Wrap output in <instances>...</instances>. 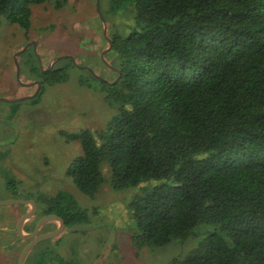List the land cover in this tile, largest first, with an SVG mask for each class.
Listing matches in <instances>:
<instances>
[{
    "label": "trees",
    "instance_id": "trees-1",
    "mask_svg": "<svg viewBox=\"0 0 264 264\" xmlns=\"http://www.w3.org/2000/svg\"><path fill=\"white\" fill-rule=\"evenodd\" d=\"M46 1L0 0V16L25 25L32 6ZM109 1L114 13L132 15L127 30L107 29L120 73L100 80L84 70L117 113L99 130L71 135L82 153L69 176L89 195L105 182L123 189L160 181L129 204L137 247L211 225L185 257L164 264H264V0ZM65 60L47 79L69 78L76 66ZM32 71L42 73L38 60ZM39 199L40 216L57 214L67 227L88 220L70 195ZM49 249L27 261L69 264L54 248L46 263Z\"/></svg>",
    "mask_w": 264,
    "mask_h": 264
},
{
    "label": "rangeland",
    "instance_id": "rangeland-1",
    "mask_svg": "<svg viewBox=\"0 0 264 264\" xmlns=\"http://www.w3.org/2000/svg\"><path fill=\"white\" fill-rule=\"evenodd\" d=\"M48 0L33 5L25 25L0 16V97L9 99L31 95L36 85H22L20 80H41L44 85L34 97L20 101H0V199L33 200L37 215L26 228L35 227L42 218L40 194L52 197L60 192L72 196L87 213L88 220L76 227H65L57 237L42 240L31 253L57 249L69 264H164L185 257L212 227L197 226L183 238H175L164 246L137 247L131 240L134 230L133 212L129 204L142 187L160 183L148 180L137 186L114 189L105 182L95 194L89 195L73 182L68 174L71 161L81 155L78 137L71 136L83 129L99 130L117 113V104L105 99L91 76L82 68L71 67L68 79L51 82L45 71L60 55H73L80 65L91 67L105 80L115 78V71L102 58L108 47L96 0ZM109 30H127L132 22L128 12L114 13L109 0L101 7ZM107 31V33H108ZM109 34V33H108ZM42 73L31 71L37 65L36 51ZM25 52L17 51L26 47ZM112 63L110 50L105 55ZM59 60L57 67L66 64ZM93 85L81 84L79 78ZM4 109V111H2ZM8 111V112H7ZM5 113V115H4ZM105 178L110 174L108 163L102 164ZM9 191V192H8ZM30 205H0V229L27 213ZM11 222V223H10ZM58 221H48L40 233L55 230ZM10 233H0V264H19L23 250L30 241L14 242ZM38 258V259H37ZM39 253L36 260H39ZM26 264H30L28 259Z\"/></svg>",
    "mask_w": 264,
    "mask_h": 264
},
{
    "label": "water",
    "instance_id": "water-1",
    "mask_svg": "<svg viewBox=\"0 0 264 264\" xmlns=\"http://www.w3.org/2000/svg\"><path fill=\"white\" fill-rule=\"evenodd\" d=\"M100 1L101 0H96V6H97V11H98V14L101 18V21L103 23V31H104V34L107 38V41H108V47L105 48L103 51H102V58L104 60V62L109 65L111 67V69L115 70V71H118L120 73V69L111 65L105 55L106 53L110 50L111 46H112V40L109 36V34L107 33V27H106V21H105V17L101 11V7H100ZM33 46H34V49L36 51V45L35 43H33ZM27 49V46L22 48L21 50L17 51L16 54H15V58H17V56L22 53L23 51H25ZM36 55H37V58H38V61L40 63V66L43 67V63H42V60H41V57L39 55V53L36 51ZM63 58H70L73 62V64L79 68H82V69H86V70H89L95 77H97L98 79L100 80H105L102 76L98 75L91 67L89 66H85V65H80L77 61H76V57L73 56V55H60L56 58H54L52 60V62L50 63V65L48 66V68L44 71H47V70H51L53 68V66L61 59ZM16 63H17V72H16V75H17V78L19 79V81L24 84V85H31V84H37V90L31 94V95H26V96H21V97H17V98H13V99H9V98H5V97H0V101L1 100H8V101H20V100H24L26 98H29V97H34L37 95L40 87H41V83L40 81L36 80V81H31V82H23L22 80H20V67H19V63L17 62V59H16ZM119 76L120 74L117 76L116 80L119 79ZM15 203H20V204H27V205H30L31 206V209L23 214L18 222H17V225H16V230H17V233L23 238V239H26V240H30V242L28 243V245H26L25 249L23 250L22 254H21V257H20V260H19V264H25V260L28 256V254L31 252L32 248L34 247L35 244H37L38 242L42 241V240H45V239H49V238H53V237H57L61 234V232L65 229L66 225H65V222L64 220L57 214H54V213H49V214H45L42 216V218L38 221L37 225L35 226V228L33 229V231L29 232V233H25L24 232V224L27 220L35 217L37 215V212H38V208H37V204L33 201V200H29V199H26V200H22V199H17V198H10V199H0V205H11V204H15ZM51 220H54V221H58L60 222V225L53 231H49V232H45V233H40V228L42 227V225H44L46 222L48 221H51Z\"/></svg>",
    "mask_w": 264,
    "mask_h": 264
},
{
    "label": "crops",
    "instance_id": "crops-1",
    "mask_svg": "<svg viewBox=\"0 0 264 264\" xmlns=\"http://www.w3.org/2000/svg\"><path fill=\"white\" fill-rule=\"evenodd\" d=\"M12 220H13L14 226L12 227V223L10 222L11 224H8V227L9 228L8 229L7 228L0 229V233H10V234H13V236L15 237L14 242H18V241H21V240L23 241V238L17 233L16 229H14L16 227L15 225H17L16 224L17 223V220L16 219H12ZM31 220L32 219H29L28 221H26L25 226L27 224H29L31 222ZM24 232L27 233L25 229H24Z\"/></svg>",
    "mask_w": 264,
    "mask_h": 264
},
{
    "label": "flooded vegetation",
    "instance_id": "flooded-vegetation-1",
    "mask_svg": "<svg viewBox=\"0 0 264 264\" xmlns=\"http://www.w3.org/2000/svg\"><path fill=\"white\" fill-rule=\"evenodd\" d=\"M31 46H33V45H31ZM34 47V46H33ZM25 52V51H24ZM36 57H37V55H36ZM31 60V59H30ZM37 60H38V58H37ZM31 71H32V67H31V63H30V68H29ZM40 70H41V68H40ZM45 72H47V71H45ZM31 81H36V79L35 80H31ZM31 81H23V82H31ZM38 81H40V83H41V87L44 85V83L41 81V80H38ZM19 83L20 84H22L20 81H19ZM22 85H24V84H22ZM36 85V90H37V84H35ZM41 87H40V89H39V91H38V93L41 91ZM35 90V91H36ZM34 91V92H35ZM37 93V94H38ZM33 94V93H32ZM26 96V95H25ZM21 97V96H20ZM2 111H4V109H2ZM8 112V111H7ZM4 115H5V113H4ZM1 128V127H0ZM0 163H1V155H0ZM9 192V191H8ZM10 199V198H9ZM31 209V207L30 208H28L26 211L28 212L29 210ZM28 221V220H27ZM26 223V222H25ZM17 224V223H16ZM16 226V225H15ZM35 227H32V228H29V229H27L26 228V226H25V224H24V229L26 230V232L27 233H29V232H31V231H33V229H34ZM14 229H16V227L14 228ZM17 231V230H16ZM21 239V238H20ZM26 240V239H25ZM25 240L23 239V241L25 242ZM28 241H30V240H28ZM32 252V251H31ZM30 252V253H31ZM29 253V254H30ZM28 254V255H29ZM27 263V258H26V260H25V264Z\"/></svg>",
    "mask_w": 264,
    "mask_h": 264
}]
</instances>
